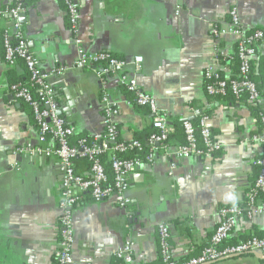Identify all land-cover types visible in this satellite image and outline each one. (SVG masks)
<instances>
[{"label":"crops","instance_id":"1","mask_svg":"<svg viewBox=\"0 0 264 264\" xmlns=\"http://www.w3.org/2000/svg\"><path fill=\"white\" fill-rule=\"evenodd\" d=\"M12 2L0 0V8ZM75 2L77 35L69 28L61 0H26L23 22L28 50L42 72H52L48 83L59 115L73 128L71 142L103 132V94L117 109L113 119L120 141H145L153 130L154 115L136 104L119 81L120 74H131L132 66L99 78L90 67H71L82 48L89 53L110 51L128 61L141 56L137 83L165 114L171 135L176 132L175 121L204 116L220 149L208 156L178 157L176 146L181 141L170 135L166 148L155 145L152 163H143L128 175L131 205L125 210L111 197L96 202L86 191L75 190L79 199L73 209L72 264H119L115 252L128 239L134 243L129 264L155 263L160 223L168 225L176 261L195 256L219 223V209L244 205L264 155V144L252 142L259 120L246 95H210L204 78L208 66L223 78L237 76L238 37L231 34V7H236L246 32L264 30V0ZM6 19L0 21V264H57L61 173L55 156L14 152L16 146L36 144L38 132L31 108L9 91L8 70L13 68L24 78L27 71L22 60L8 65L4 58L2 34L11 25ZM61 66L68 69L56 75L53 71ZM259 105L264 108V97ZM110 158L107 153V161ZM73 166L76 173L90 176L84 159L75 158ZM258 232H264V212L251 218L244 213L230 239L236 242ZM211 264H264V260L247 253Z\"/></svg>","mask_w":264,"mask_h":264},{"label":"built area","instance_id":"2","mask_svg":"<svg viewBox=\"0 0 264 264\" xmlns=\"http://www.w3.org/2000/svg\"><path fill=\"white\" fill-rule=\"evenodd\" d=\"M65 7L69 28L73 34H78L79 6L75 0H61ZM26 0H13L10 5L0 8V21L4 18L10 20V27L4 29L2 43L4 58L8 65L17 60L24 62L27 71L26 82H16L9 86V91L14 98L25 102L32 111L34 123L37 127V143H27L16 146V154L49 157L58 159L61 173L62 191L58 201V225L60 239L56 249L57 264H72V245L74 240L73 209L79 196L75 190L86 191L96 202L106 198H113L118 208L125 210L131 205V199L126 194L128 189V175L143 163H152L157 146L166 148L170 134V127L166 123L165 114L158 108L155 99L142 91L137 83V74L141 70L142 57L135 56L132 60L117 58L110 51L89 53L82 48L78 49L77 58L71 67H90L97 77L102 78L110 73L131 65V74H120L119 81L125 89L134 95V102L146 106L154 115L152 119L153 133L149 137V148L143 157L119 158L118 153L136 149L141 152L143 145L138 140L122 142L118 139L114 116L117 114L115 105L103 94V123L104 130L101 134L79 139L71 142L73 128L66 124L58 115L57 105L54 100L53 88L48 83L52 72L45 73L40 70L39 61L30 53L26 46L23 22L20 14L25 11ZM231 34L238 37L236 58L238 61V74L233 78H223L211 66L204 70L206 79L205 89L210 95L231 92L239 95L243 91L249 103L259 104L261 95L252 79L255 59L258 55L264 57V30L255 29L246 32L240 25L237 9L231 7ZM78 36H76L77 39ZM79 43L80 40L77 39ZM67 66H61L53 72L62 74ZM260 131L252 136V142L264 144V114L259 117ZM196 127L199 129V137ZM185 142L176 146L178 157L208 156L220 149V144L214 140L206 117H200L198 126L189 120L182 121ZM110 153L109 165L112 172L111 181L102 162V155ZM83 158L89 163L90 176L83 177L74 170L75 158ZM258 173L246 194L245 205L231 204L219 209L220 220L214 228L209 242L195 255L176 261L170 251L169 228L165 223L158 224L159 260L152 264H206L220 259H225L243 254L264 255V237L251 235L244 240L229 242L237 218L244 213L247 217H254L264 212V203L256 198L258 193L264 194V155L258 160ZM133 242L128 239L115 252L119 264H129L132 261Z\"/></svg>","mask_w":264,"mask_h":264},{"label":"trees","instance_id":"3","mask_svg":"<svg viewBox=\"0 0 264 264\" xmlns=\"http://www.w3.org/2000/svg\"><path fill=\"white\" fill-rule=\"evenodd\" d=\"M6 21L8 22L9 21V19H6ZM235 61H236V63H237V66H238V61H237V58H236V55H235ZM21 62H23V61H21ZM255 63H257L256 64V68L258 69L257 70V72L256 73H253V75H252V79H253V81L255 82V84H256V86H257V88H258V90L260 91V95H261V99L264 97V57H263V55H258V58L256 59V61H255ZM253 66H255V65H253ZM7 74H8V79H9V82H10V85L11 84H13V83H16V82H26L27 81V79H28V77L26 78V75H25V78L23 77L24 75L22 74V75H17L15 72H14V69L12 68V69H9L8 70V72H7ZM241 93H243V94H245L243 91H241L239 94H241ZM220 95V94H219ZM225 96L226 95H230L228 92H226L225 94H224ZM224 95H222V96H224ZM246 95V94H245ZM246 98H247V96H246ZM253 112H254V114H255V116H256V118H257V120H259V117H260V114H264V108L261 106V105H259V104H257V105H254L253 104ZM195 126H198V120H196V121H191ZM174 125H175V128H176V132L174 133V134H172L171 135V133L169 134V137H170V135L172 136V137H176V138H178L179 137V140L181 141L180 143L182 144V143H184L185 142V136H184V132H183V128H182V121H175L174 122ZM196 132H197V135H198V137H199V129L196 127ZM260 131V126H259V130H258V132ZM257 132V133H258ZM153 133V130H151L149 133H147L144 137L146 138L145 139V141H141V140H139V139H137L138 141H140L141 143H142V145H143V150L141 151V152H139V151H137L136 149H130V150H128L127 152H124V153H118L117 154V157H119V158H127V159H129V158H135V157H137V156H139V157H143L144 155H145V153H146V151L148 150V148H149V137H150V135ZM168 137V138H169ZM87 140H90V138H86ZM168 142V141H167ZM167 142H166V144H167ZM106 154L107 153H104L101 157H102V162L104 163V165H105V169H106V171H107V173H108V175H109V179H110V181H111V177H112V172H111V168H110V163H109V161H107V159H106ZM83 159V158H82ZM259 170V169H258ZM257 170V171H258ZM256 198L258 199V200H260L261 202H263L264 203V194H260V193H258L257 195H256ZM245 201H246V197H245V200H244V205H245ZM243 205V206H244ZM241 206V205H240ZM242 206V207H243ZM251 235H256V236H258V237H264V232H258V233H255V234H251ZM251 235H249V236H251ZM249 236H247L246 238H248ZM245 238V239H246ZM244 240V239H243ZM229 242H233L232 241V239H230L229 238ZM211 264V263H210Z\"/></svg>","mask_w":264,"mask_h":264},{"label":"water","instance_id":"4","mask_svg":"<svg viewBox=\"0 0 264 264\" xmlns=\"http://www.w3.org/2000/svg\"><path fill=\"white\" fill-rule=\"evenodd\" d=\"M25 17H26L25 12L21 13L20 16H19L20 21H21V22H24V21H25ZM57 113H58V115H59V114H61V111H59V110L57 109ZM141 213H142V212L139 210V212L137 213V215L140 216ZM254 255H256L258 258L264 260V255H259V254H254ZM229 258H230V257H229ZM225 259H226V258H225ZM211 263H212V262H211ZM206 264H210V263H206Z\"/></svg>","mask_w":264,"mask_h":264}]
</instances>
